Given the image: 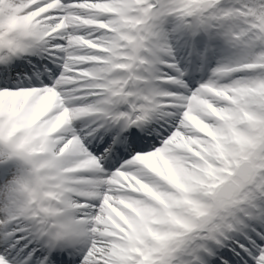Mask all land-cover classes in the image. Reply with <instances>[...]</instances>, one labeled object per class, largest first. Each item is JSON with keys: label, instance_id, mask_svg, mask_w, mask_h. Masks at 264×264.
<instances>
[{"label": "snow or ice", "instance_id": "obj_1", "mask_svg": "<svg viewBox=\"0 0 264 264\" xmlns=\"http://www.w3.org/2000/svg\"><path fill=\"white\" fill-rule=\"evenodd\" d=\"M0 264H264V0H0Z\"/></svg>", "mask_w": 264, "mask_h": 264}]
</instances>
